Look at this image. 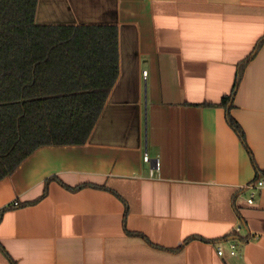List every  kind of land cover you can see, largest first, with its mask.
I'll use <instances>...</instances> for the list:
<instances>
[{
    "label": "crops",
    "instance_id": "1",
    "mask_svg": "<svg viewBox=\"0 0 264 264\" xmlns=\"http://www.w3.org/2000/svg\"><path fill=\"white\" fill-rule=\"evenodd\" d=\"M35 22L115 26L119 72L84 144L0 180V264H264V187L219 105L264 0H38ZM228 106L264 172V40Z\"/></svg>",
    "mask_w": 264,
    "mask_h": 264
},
{
    "label": "trees",
    "instance_id": "2",
    "mask_svg": "<svg viewBox=\"0 0 264 264\" xmlns=\"http://www.w3.org/2000/svg\"><path fill=\"white\" fill-rule=\"evenodd\" d=\"M38 0H0V180L36 149L81 145L91 134L118 77V32L108 25H50L35 22ZM223 97L229 125L256 168L244 131Z\"/></svg>",
    "mask_w": 264,
    "mask_h": 264
},
{
    "label": "built area",
    "instance_id": "3",
    "mask_svg": "<svg viewBox=\"0 0 264 264\" xmlns=\"http://www.w3.org/2000/svg\"><path fill=\"white\" fill-rule=\"evenodd\" d=\"M144 76H146V73L144 72ZM149 157L146 155H144V160L145 161H148ZM155 168L156 170H158L160 168V164L158 161L155 162ZM253 188H257V189H260L262 187H264V174H262L256 181H254L251 185ZM248 202L249 203H253V198L252 196L248 199ZM18 203L17 202H14V205H17ZM240 228L237 227L236 230H239ZM223 251L222 250H219L218 251V254L219 255H222ZM232 254H234V245H232V251H231Z\"/></svg>",
    "mask_w": 264,
    "mask_h": 264
}]
</instances>
